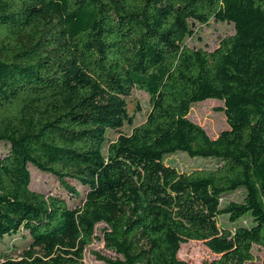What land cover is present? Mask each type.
Returning <instances> with one entry per match:
<instances>
[{
  "label": "trees",
  "instance_id": "obj_1",
  "mask_svg": "<svg viewBox=\"0 0 264 264\" xmlns=\"http://www.w3.org/2000/svg\"><path fill=\"white\" fill-rule=\"evenodd\" d=\"M211 21L235 33L213 51L187 46L192 23ZM134 90L149 96L148 117L107 145L134 123ZM208 100L225 104L216 139L189 118ZM0 146V242L29 240L0 264H84L97 241L115 255L95 254L106 264H188L178 254L192 241L218 256L205 264L253 262L264 249V0H0ZM178 153L214 166L179 172L166 163ZM32 166L67 196L34 190ZM237 192L242 202L222 204Z\"/></svg>",
  "mask_w": 264,
  "mask_h": 264
},
{
  "label": "rangeland",
  "instance_id": "obj_2",
  "mask_svg": "<svg viewBox=\"0 0 264 264\" xmlns=\"http://www.w3.org/2000/svg\"><path fill=\"white\" fill-rule=\"evenodd\" d=\"M193 37L186 40V45L195 49H205L208 51L215 50L220 41L223 38L231 36L235 33L234 25L228 23H216L211 21L209 25H202L199 23H192ZM128 104L129 116L134 119L133 125L126 123L124 127L119 131H109L107 134V145L118 139L120 135L131 134L134 127L143 124L151 110L149 96L139 90H134L130 97L126 99ZM225 108L224 102L217 100H208L202 103H196L193 105L189 118L194 123L203 127L208 133L211 139H216L223 131L228 129V123L226 115L223 111ZM107 148V146H106ZM5 152L3 146H0V154ZM166 163L169 166L176 168L179 172H191L200 168H212L214 163L210 160L193 159L184 153H178L169 156L166 159ZM31 172L34 174L32 179V188L37 191L44 192L46 194H64L65 192L59 186L57 180L41 171L37 170L33 166ZM75 185V184H74ZM81 192V197L76 200H71V205L81 204L82 199L85 196V190L75 185ZM67 196V195H66ZM244 199L243 192H237L224 199L223 205H227L229 202H242ZM221 227L234 229L236 225H232L227 216H223L219 219ZM239 225H250V219H245L239 223ZM105 226L103 224L97 227V236L101 239L103 237L102 229ZM28 239H24L23 234H15L6 237L0 242V263L5 259H19L21 254L28 246ZM95 254L112 258L115 255L109 252L104 243L101 241L95 242L93 245L85 248L84 250V264H106L98 260ZM254 261L247 264H264V249L254 247L253 249ZM179 259L187 262L188 264H205L217 259L218 256L213 254L209 248L203 242H189L181 246V250L178 254Z\"/></svg>",
  "mask_w": 264,
  "mask_h": 264
}]
</instances>
